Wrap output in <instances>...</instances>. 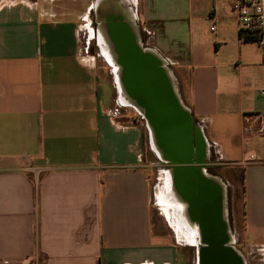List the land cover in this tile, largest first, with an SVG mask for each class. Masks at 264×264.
Returning a JSON list of instances; mask_svg holds the SVG:
<instances>
[{"label":"crops","instance_id":"crops-1","mask_svg":"<svg viewBox=\"0 0 264 264\" xmlns=\"http://www.w3.org/2000/svg\"><path fill=\"white\" fill-rule=\"evenodd\" d=\"M234 1L0 0V264H181L182 244H203L189 198L210 195L227 223L228 188L242 198L243 259L264 264V47L241 38ZM112 21L173 71L203 135L187 182L145 119L116 120L122 92L82 50V31Z\"/></svg>","mask_w":264,"mask_h":264},{"label":"water","instance_id":"water-1","mask_svg":"<svg viewBox=\"0 0 264 264\" xmlns=\"http://www.w3.org/2000/svg\"><path fill=\"white\" fill-rule=\"evenodd\" d=\"M107 17L116 18L114 13ZM105 27L120 65L115 79L122 95L136 104L143 115L162 159L182 182H187L195 177L193 171L205 158L206 143L201 131L193 126L162 60L138 43L130 27L119 21L108 22ZM189 199L198 213L204 240L198 250V264H244L231 244L221 213L210 210L211 196L193 194Z\"/></svg>","mask_w":264,"mask_h":264},{"label":"rangeland","instance_id":"rangeland-1","mask_svg":"<svg viewBox=\"0 0 264 264\" xmlns=\"http://www.w3.org/2000/svg\"><path fill=\"white\" fill-rule=\"evenodd\" d=\"M133 23V22H132ZM135 23H133V28L134 30H136L137 27L139 26H134ZM139 30V29H138ZM99 33H98V24H93L91 27V31H82L81 32V46H82V50L84 53L88 54L89 56H93L96 58V63H97V69L98 72L100 73V75L104 78V79H108L111 81H116L113 73V69H111L108 66V61L107 59L104 57V55L102 54L103 49H106L107 47L110 49V44H109V38H106V40L104 39V41L108 42V44H104V42L102 43V47L99 44ZM108 39V40H107ZM141 39H138V41ZM105 42V43H106ZM108 50V49H107ZM170 76H171V80L173 82V86L174 89L176 90V81L173 78V71L167 69ZM115 72V71H114ZM116 111V112H115ZM115 116H116V120H118L121 123H131V122H141L144 124V117L143 115H141V113L138 111V108L135 106L132 107H127V106H123L121 103H119L116 106V109L114 110ZM143 148H144V158H145V162L148 164H152V163H157V158L156 155L153 152V149L151 148V143H150V137L149 134L147 132V130L144 131V139H143ZM229 209H230V215H233V219L236 222L234 224V227L231 228L229 230V238L230 240L233 242V239H235V241L237 242V244L232 245L233 248L236 250V252L242 256V253L244 251H242V247H240V237H241V228H240V222L242 219V198L240 193H237L234 195V198L232 200H230V204H229ZM230 216V219H231ZM163 219V218H162ZM164 221V219H163ZM235 228V229H234ZM184 242V241H182ZM182 256H184L183 262H181V264H198V250L200 248V246H189L186 245L185 243L182 244L180 247ZM247 258V257H246ZM244 264H255L252 261H246L244 259Z\"/></svg>","mask_w":264,"mask_h":264},{"label":"built area","instance_id":"built-area-1","mask_svg":"<svg viewBox=\"0 0 264 264\" xmlns=\"http://www.w3.org/2000/svg\"><path fill=\"white\" fill-rule=\"evenodd\" d=\"M232 9L241 30L252 35L258 46L264 47V0H235ZM262 118L263 115H255L253 121ZM259 134H264V128L259 130ZM249 160H255V156L250 155Z\"/></svg>","mask_w":264,"mask_h":264},{"label":"bare ground","instance_id":"bare-ground-1","mask_svg":"<svg viewBox=\"0 0 264 264\" xmlns=\"http://www.w3.org/2000/svg\"><path fill=\"white\" fill-rule=\"evenodd\" d=\"M102 9L103 11H101V13H107V15L109 14L110 10H113L115 12V15L119 14L121 15L120 13H117V11H115L114 9L115 6L114 4L110 3V2H107L106 4L102 5ZM105 25V24H104ZM106 36V37H105ZM107 32L104 31V33L102 31H99V44L102 46V43L104 42V44H108V42L104 41V39L106 40L107 37ZM108 40V39H107ZM106 42V43H105ZM103 47V46H102ZM104 48V47H103ZM108 49V50H107ZM102 51V54L104 55V57L113 65L115 66L116 65V72L118 71L119 72V64H118V61L115 59V54H114V51L112 52L111 48L109 49L108 47L106 49H103L101 50ZM119 79H120V75H119ZM120 103L123 105V106H127V107H132V106H136V104H134L132 101L128 100L125 96H121L120 97ZM137 107V106H136ZM152 145H153V148L156 150V152L161 156L160 152H159V149L158 147L155 145V142L153 141L152 142ZM173 187L171 186V191H172ZM173 193V192H172ZM174 200H175V197H174ZM174 203H178V200H175ZM178 211H179V215L182 213V211L180 210V208L178 207ZM181 217H182V214H181ZM183 226L185 225V223L183 221H181ZM192 234V232H191ZM201 234V232L199 233ZM202 237V235H201ZM202 242H204L203 240V237L201 238Z\"/></svg>","mask_w":264,"mask_h":264},{"label":"flooded vegetation","instance_id":"flooded-vegetation-1","mask_svg":"<svg viewBox=\"0 0 264 264\" xmlns=\"http://www.w3.org/2000/svg\"><path fill=\"white\" fill-rule=\"evenodd\" d=\"M171 193V192H170ZM171 196H173V200H174V194L173 193H171ZM172 199V198H171ZM176 200V199H175ZM230 200H231V189L230 188H228L227 189V202H228V211H230V209H229V204H230ZM216 203H215V201L213 200L212 201V205H211V207H210V210L211 209H213L212 210V212L215 214V212H216V205H215ZM218 204V203H217ZM229 215H230V212H229ZM223 220V219H222ZM226 224V226H227V228H228V226L230 227L231 226V221H230V219H229V221L227 222V223H225Z\"/></svg>","mask_w":264,"mask_h":264},{"label":"trees","instance_id":"trees-1","mask_svg":"<svg viewBox=\"0 0 264 264\" xmlns=\"http://www.w3.org/2000/svg\"><path fill=\"white\" fill-rule=\"evenodd\" d=\"M240 36L241 38H243L244 41H249L252 40L250 37L246 36V32L245 31H240Z\"/></svg>","mask_w":264,"mask_h":264}]
</instances>
